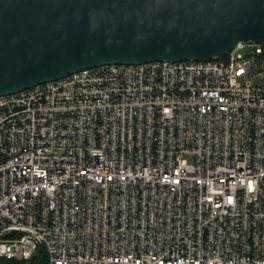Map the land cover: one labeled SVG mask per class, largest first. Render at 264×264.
I'll use <instances>...</instances> for the list:
<instances>
[{"label":"built area","instance_id":"built-area-1","mask_svg":"<svg viewBox=\"0 0 264 264\" xmlns=\"http://www.w3.org/2000/svg\"><path fill=\"white\" fill-rule=\"evenodd\" d=\"M38 242L46 264H264L263 45L0 96V264Z\"/></svg>","mask_w":264,"mask_h":264},{"label":"water","instance_id":"water-1","mask_svg":"<svg viewBox=\"0 0 264 264\" xmlns=\"http://www.w3.org/2000/svg\"><path fill=\"white\" fill-rule=\"evenodd\" d=\"M239 42L264 48V0H0V96L104 65L204 62Z\"/></svg>","mask_w":264,"mask_h":264},{"label":"trees","instance_id":"trees-1","mask_svg":"<svg viewBox=\"0 0 264 264\" xmlns=\"http://www.w3.org/2000/svg\"><path fill=\"white\" fill-rule=\"evenodd\" d=\"M32 264H46V256L44 253H41Z\"/></svg>","mask_w":264,"mask_h":264}]
</instances>
